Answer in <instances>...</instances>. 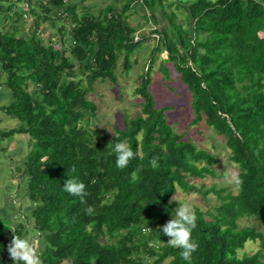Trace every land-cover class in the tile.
I'll return each instance as SVG.
<instances>
[{"label": "trees", "instance_id": "1", "mask_svg": "<svg viewBox=\"0 0 264 264\" xmlns=\"http://www.w3.org/2000/svg\"><path fill=\"white\" fill-rule=\"evenodd\" d=\"M83 1L28 0V13L37 18L30 36L15 26L0 28V86L9 95L4 110L20 122L17 129L0 130L1 152L15 134L28 136L18 178L31 205L29 228L41 244V264H264V236L238 225L243 217L264 225V0H140L143 15L147 11L162 28L152 31L162 41L136 89L144 99L141 114L107 137L89 128L97 107L88 94L96 81L114 83L118 58L129 69V58L150 37L135 36L127 21L133 2L95 16ZM173 5L184 9L186 27L167 12ZM18 14L24 17L22 10ZM40 19L53 26L68 21L67 33L56 28L57 40L68 37L67 49L38 36ZM158 51L167 54L191 94V122L203 121L221 137L237 168V193L217 190L220 204L210 219L195 210L192 240L199 247L190 261L169 246L162 227L174 219L177 189L194 192L199 189L192 180L220 177L212 169L218 159L174 132L170 108H156L145 92ZM158 70L167 73L163 65ZM120 142L137 153L125 169L115 163ZM70 178L86 185V203L63 190ZM88 206L95 209L91 216ZM6 231L0 223V264H15ZM256 240V252L238 256L247 241Z\"/></svg>", "mask_w": 264, "mask_h": 264}, {"label": "rangeland", "instance_id": "2", "mask_svg": "<svg viewBox=\"0 0 264 264\" xmlns=\"http://www.w3.org/2000/svg\"><path fill=\"white\" fill-rule=\"evenodd\" d=\"M25 1L21 3V10H24L22 7L25 6L23 5ZM129 1L134 2L135 0H84L82 4L90 8L89 12L91 14L98 16L101 12H105L106 7L112 6L119 10ZM170 1L175 3L181 1L179 3L184 4L186 0ZM138 3H140V0H136L132 4L133 7L128 10L127 13L129 14V17L127 21L130 26L136 28L137 31L134 34L135 36L139 37L146 35L148 38L150 37V39L143 41L137 50L131 55L129 58V69H125L123 66V59L118 58L114 69V74L116 76V81L114 83L109 80H106L105 82L96 81L94 83L93 92H90L87 97V99L95 103L97 107L96 116L90 118L88 121L89 128L91 130H96L98 134L102 136L107 137L115 135L117 129L123 128L131 118L141 114L144 99L136 89L146 79L145 70L149 64L152 50L162 41V38L158 35L152 34V31L160 33L162 28L148 16L147 11L146 15H143V10H141L140 6H137ZM174 6L175 5L167 8V12H173L175 14V22L186 27L187 22L185 20L186 15L183 11L184 9H176ZM81 12L82 8L78 7L77 13ZM30 15V13H24V17L21 18L22 20L19 18V23H21L20 29L23 31L21 32L26 36H30L35 28L34 25H31L33 24L32 20L34 17H31ZM8 18L9 16H7V19ZM156 19L159 23L162 21L160 12L156 13ZM55 23L57 26L64 28L67 33L69 29V23L67 20H58L54 22V24ZM52 27L53 26L49 20L38 22V36L46 39L48 36H51L50 39L53 40L56 49H67L65 41H67L66 39L68 37H65L64 41L57 40L56 36H59L61 33L55 32V29ZM51 33L55 36L51 35ZM166 57L167 54L163 51L155 53L154 62L151 65L148 77L150 84L145 92L149 93L156 108L163 106L170 108L167 111V119L174 132L183 134L184 139L192 142L198 150L207 152L218 159V163L213 165L212 169L217 175H220V177L207 176L203 179L192 180L191 183L194 184V187L199 189L194 192H184L177 189V192L174 194L176 195L177 201L171 199V202L174 203L173 212L175 214L176 209L179 207V203L189 204L194 210L197 209L203 212L206 219H210L208 213L215 214V207L220 204L218 193L216 192L217 190H224L222 192L223 195L229 192L232 194L237 193V168L235 164L229 161V150L226 148L224 140L215 135V133L208 128L203 121H200L197 124L191 122L194 117L191 106V94L186 85L181 82L179 74L175 70L173 64L165 60ZM159 65H163L167 69L166 74L163 72L164 70H158ZM0 88L2 90L0 92H7L3 86ZM83 124L85 125L86 121ZM0 146L3 148L5 147V144L0 142ZM7 154L6 150L3 155L7 156ZM0 162L8 161L6 158L1 157ZM14 166H17V169L21 168L18 162H15ZM18 172L19 170L14 169L12 174L13 176H16V178H14L15 182L12 183L9 181L7 183L11 186L9 195L15 194L13 197L14 200L16 198L20 200L21 198L20 193H18L16 189ZM6 189H8V187H6ZM24 199L25 200L22 203L23 206L14 204L12 207L9 205L6 208L7 217H5V213H2L3 210H1L0 218L6 222L4 223V226L7 228L6 232L8 234V239L14 237L13 235L16 234L21 238H27L30 242H34L35 248L38 249L41 244L38 243L36 234H34L31 228H29V225H31L32 222V218L29 216L31 207L26 205L29 202L28 198L26 197ZM10 204H12L11 201ZM24 225H27V227H23ZM238 225L240 227H253L257 232H260L264 236V225L254 217L240 218L238 220ZM22 229L24 230L21 233L18 232ZM12 230H14V232ZM258 249L259 240L247 241L244 247L238 251V256L251 255Z\"/></svg>", "mask_w": 264, "mask_h": 264}, {"label": "clouds", "instance_id": "3", "mask_svg": "<svg viewBox=\"0 0 264 264\" xmlns=\"http://www.w3.org/2000/svg\"><path fill=\"white\" fill-rule=\"evenodd\" d=\"M114 151L116 153L115 163L119 169L127 168L130 162L137 156V153L125 142L116 143ZM150 163L153 168L157 167V158H153ZM132 175L135 178V173ZM63 190L72 196L79 197L82 203H86L88 192L83 182L74 178L67 179L64 182ZM172 200L177 201L176 195L172 197ZM85 211L87 215L91 216L94 214L95 209L92 206H88ZM196 227L197 216L195 210L189 204L180 203L178 209L175 211L174 219H171L162 227V234L169 238L167 242L169 246L180 249V255L185 261H190L193 253L199 247L192 240V231ZM12 231L14 232V230ZM8 252L10 257L15 261V264H41L34 242H30L27 238H21L15 234L8 245Z\"/></svg>", "mask_w": 264, "mask_h": 264}, {"label": "crops", "instance_id": "4", "mask_svg": "<svg viewBox=\"0 0 264 264\" xmlns=\"http://www.w3.org/2000/svg\"><path fill=\"white\" fill-rule=\"evenodd\" d=\"M24 1L25 0H0V8H3L4 11L6 10V8H8V11H5V12L0 11V23L2 24V25L0 24L1 28L6 30V29H9L11 26L13 27L15 26L17 27V29L22 31L20 29L21 23H19V21L22 19L19 20L18 13L21 12V3ZM38 1L39 0H31V3L38 2ZM16 8L18 9V11ZM7 16H9L8 19H7ZM30 16L34 17V19L32 20L33 24L31 25L35 26V21L37 20V18L32 14ZM41 21L42 19L39 20V22ZM56 27H59V26H57V24L55 23L54 26L52 27L55 29V32H57ZM53 33H51V35H54ZM48 37L51 38V36H48ZM57 37L58 36H56V38ZM1 82H3V78H0V83ZM0 91H2L1 88H0ZM8 103H9L8 93L0 92V108H2V110H0V130L17 129L20 126V122L18 121V119H16L12 115H8L5 112L4 108L8 105ZM1 149L2 147L0 146V158L4 157L6 158L8 162H0V213H1V210H3L2 213H5L4 215L5 217H7L6 208L9 205L12 207L14 204L23 206L22 203L25 200L24 198H26V196L24 195V185L22 184V181L19 180L18 177H17L16 189H17V192L20 193V196H21L20 200H18L17 198L15 200L13 199L15 194L9 195L11 186H9L7 183L9 181H11L12 183L15 182L14 178H16V176H13L12 172L14 171V169L20 171L21 168L17 169L16 168L17 166H14V163L18 162L20 166H22V163L25 160L29 152V138L28 136L23 135V134H15L12 137V139L7 143V153H8L7 156L3 155V153L1 152ZM6 187H8V189H6ZM10 201L12 204H10ZM26 205H29L31 207L29 202ZM0 223L4 224L6 222L2 220V218H0Z\"/></svg>", "mask_w": 264, "mask_h": 264}, {"label": "built area", "instance_id": "5", "mask_svg": "<svg viewBox=\"0 0 264 264\" xmlns=\"http://www.w3.org/2000/svg\"><path fill=\"white\" fill-rule=\"evenodd\" d=\"M136 1V0H135ZM134 1V2H135ZM133 2V3H134ZM23 5H25L24 7H22V9H24V10H22L24 13H28L29 12V5H28V1H25V3L23 4ZM27 11V12H26Z\"/></svg>", "mask_w": 264, "mask_h": 264}]
</instances>
